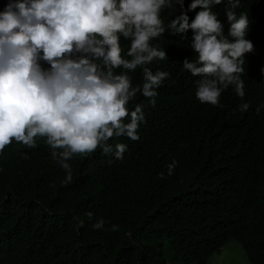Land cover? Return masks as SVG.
Instances as JSON below:
<instances>
[{
    "label": "trees",
    "instance_id": "1",
    "mask_svg": "<svg viewBox=\"0 0 264 264\" xmlns=\"http://www.w3.org/2000/svg\"><path fill=\"white\" fill-rule=\"evenodd\" d=\"M241 1L251 32L261 35L264 0ZM7 3L0 0V11ZM179 14L178 6L166 9L163 19ZM263 53L261 37L241 74L243 101L231 86L222 107L198 104L196 77L177 68L161 88L165 102L148 108L140 139L109 141L128 145L123 160L100 149L74 155L71 184L43 138L34 149L13 141L0 152V264H167L166 248L177 262L206 264L231 240L250 264H264ZM136 73H129L133 86ZM242 102L248 111L238 110ZM136 103L137 96L129 109ZM173 159L177 167L167 176ZM101 218L105 229L93 230ZM111 225L119 231L107 230Z\"/></svg>",
    "mask_w": 264,
    "mask_h": 264
},
{
    "label": "clouds",
    "instance_id": "2",
    "mask_svg": "<svg viewBox=\"0 0 264 264\" xmlns=\"http://www.w3.org/2000/svg\"><path fill=\"white\" fill-rule=\"evenodd\" d=\"M177 6L180 14L166 24L164 11ZM187 13H196L191 22ZM251 29L241 0H8L0 11V152L13 141L34 149L43 138L65 184L73 180L74 155L100 149L123 160L128 145L109 141L140 139L148 108L165 102L161 88L181 66L196 77L198 104L222 107L231 86L243 101L246 57L259 54L264 40V30ZM130 72L140 74L134 86ZM177 164H167V176ZM105 224L101 218L91 227Z\"/></svg>",
    "mask_w": 264,
    "mask_h": 264
},
{
    "label": "rangeland",
    "instance_id": "3",
    "mask_svg": "<svg viewBox=\"0 0 264 264\" xmlns=\"http://www.w3.org/2000/svg\"><path fill=\"white\" fill-rule=\"evenodd\" d=\"M167 264H184L172 259L168 248L164 251ZM197 264V263H195ZM206 264H250L247 255L239 242L231 240L220 252L215 253Z\"/></svg>",
    "mask_w": 264,
    "mask_h": 264
}]
</instances>
